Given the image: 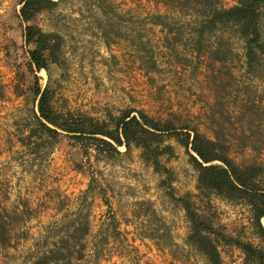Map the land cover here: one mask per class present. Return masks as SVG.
Returning <instances> with one entry per match:
<instances>
[{"label":"rangeland","instance_id":"obj_1","mask_svg":"<svg viewBox=\"0 0 264 264\" xmlns=\"http://www.w3.org/2000/svg\"><path fill=\"white\" fill-rule=\"evenodd\" d=\"M217 1L228 6L239 0ZM20 5L0 0V198L25 214L27 235H16V254L58 245V254H73L75 264H209L186 240L190 221L169 195V183L174 195L190 193L213 226L264 250L249 205L201 192L197 170L174 134L164 132L158 143L171 146L158 154L170 175L155 169L134 141L114 150L65 131L46 145L35 144L38 134L28 139L39 127L35 81L50 87L58 111L91 115L109 128L124 110L140 109L211 137L213 117L222 118L216 109L233 108L240 98L264 103V51L249 67L233 26L218 24L199 35L195 11L176 1L56 0L26 19ZM258 12L264 44V0ZM27 28L58 40L47 68L30 66L35 42L25 40ZM216 48L226 54L224 62L213 57ZM223 124L239 136L235 116ZM231 154L256 158L264 168V148L240 149L233 141ZM260 221L264 225V217ZM211 236L220 264H260L236 243Z\"/></svg>","mask_w":264,"mask_h":264},{"label":"trees","instance_id":"obj_2","mask_svg":"<svg viewBox=\"0 0 264 264\" xmlns=\"http://www.w3.org/2000/svg\"><path fill=\"white\" fill-rule=\"evenodd\" d=\"M160 1H176L193 9L199 23V35L218 24L233 26L244 41L243 53L249 67L256 59L257 51H264L258 19V3L261 0H239L228 6L220 4L217 0ZM20 2V15L26 19L40 9L55 4L56 0ZM25 40L35 42V46L29 50L30 66L33 64L37 69L47 68V59L51 53L54 55L58 40L53 38L51 32L33 31L30 28L25 32ZM213 52L214 58L221 62L225 61L226 54H219L218 48ZM227 73L229 76L233 74L231 69ZM35 93L37 95L35 118L39 127L29 132L28 139L38 134L36 145H46L62 131L81 142L91 136L102 142L105 147L114 150H117V145L124 144L128 147L129 142L134 141L145 148L155 169H163L169 174L170 169L159 160L158 154L170 149L171 146L167 144L160 147L158 143L163 140L164 132L174 134L185 147L189 160L197 170L196 187L201 192H213L229 201L246 202L249 205L252 223L264 239V225L260 221V218L264 217L263 165L256 158L237 160L231 154L233 141H236L240 149L264 148V103L251 98H240L236 100L233 108L230 107L231 109L227 107L216 109L222 118L213 117V135L210 137L196 127L175 122L171 118H156L140 109L135 110L136 113H132L133 109L124 110L115 117L114 126L109 128L106 120H99L91 115L75 116L73 113L58 111L52 103V91L48 85L40 88L35 81ZM231 115L239 121L236 133V135L239 133V136L233 137V134L225 131L223 126V122L229 120ZM226 116L227 118H224ZM175 118L179 119L178 116ZM169 186V195L182 203L190 221L187 242L201 251L209 264L221 262L217 240L211 233L225 242L231 241L239 245L245 252V258L254 257L260 264H264L263 248L256 247L249 241L234 238L213 226L194 208L190 193L174 195L170 183ZM24 215L22 210L7 206L0 198V264H10L19 258L20 264L26 261L30 264H75L73 254H58L60 251L58 245L40 254H24L27 250L20 249L16 254L15 251L19 248L16 235L19 234L21 238L27 235L24 229Z\"/></svg>","mask_w":264,"mask_h":264}]
</instances>
